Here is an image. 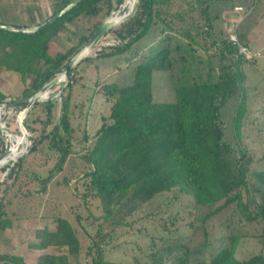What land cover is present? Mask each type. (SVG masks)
<instances>
[{"label": "trees", "instance_id": "trees-1", "mask_svg": "<svg viewBox=\"0 0 264 264\" xmlns=\"http://www.w3.org/2000/svg\"><path fill=\"white\" fill-rule=\"evenodd\" d=\"M69 1L55 0L53 14ZM115 1L121 4L123 0ZM159 1L163 0H139L138 10L121 22L122 30L116 31L121 43L109 51L98 53L96 57H126L127 51L136 42L149 38L159 25L161 31L180 33L193 45L196 41L192 33L194 29H183L181 25L174 28L173 18L168 19L166 12L157 7ZM196 1L205 19L207 33L211 35L213 23L208 12L215 0ZM98 3L107 4L111 10L113 0H81L51 23L32 32L0 28V66L18 72L24 80L33 75L31 86L25 88L18 100L8 101L6 93L0 89V103L12 104L21 110L28 104L20 102L62 72L77 46H71L61 54H51L49 49L53 38L66 22L85 13L96 14ZM102 22L101 18H96L90 25V34L81 36L78 44H86ZM112 30L111 27L107 31ZM239 36L243 39L240 33ZM172 42L173 36L168 34L162 36L159 42L147 46L132 67V82L123 85L106 77L99 83V91L110 101L109 114L103 116V122L94 133L91 148L82 157L92 166L86 175L90 177V187L101 200L104 219L111 218L114 227L123 225L124 220L113 216L119 207L126 205V211L131 213L140 202L177 187L181 192L190 194L195 205L219 202L201 218L202 225L205 226L210 217L235 205L248 220L260 218L264 237V171L255 172L257 181L251 182L245 148L235 154L234 147L223 138L224 122L220 117L221 108L240 90L233 115L234 131L239 139L243 121L250 110L243 69L248 60L236 55L235 47L226 36L212 41L218 50V67L211 56L183 51L180 43L172 45ZM165 71L171 73L175 100L157 101L154 99V75ZM70 103L71 90L63 98L60 120L52 130V145L60 151L55 164L59 171L72 151L73 112ZM46 136L48 133L33 139L29 152ZM22 158L12 169L22 166ZM51 177L52 172L41 179L43 186L39 192L45 191ZM244 190L258 193L252 211H248ZM11 225L12 219L7 217L1 198L0 229ZM36 234L39 241L30 242L28 245L31 248L45 249L55 245L67 247L70 255L80 254V238L66 217L58 216L53 229H38ZM240 238L236 233L226 234L223 238L225 245L212 253L209 261L199 256L208 246L207 242L198 248H189L184 244L167 245L161 251H155L146 261L107 259L98 241L90 246L88 253L92 254V264H264L263 252L245 259L236 256ZM0 264H27V261L20 254L0 252ZM36 264L72 263L66 253H44Z\"/></svg>", "mask_w": 264, "mask_h": 264}, {"label": "rangeland", "instance_id": "rangeland-1", "mask_svg": "<svg viewBox=\"0 0 264 264\" xmlns=\"http://www.w3.org/2000/svg\"><path fill=\"white\" fill-rule=\"evenodd\" d=\"M239 1L241 0L211 2L208 12L213 23L211 35L207 33L205 19L196 0L159 1L157 7L166 12L168 19L173 18L174 28L181 25L183 29H194L192 33L196 41L193 45L180 33L161 31L159 25L149 38L139 40L127 51L128 60L125 56L115 57L117 59L111 56L96 57L97 55L90 54L91 52L87 55L89 58H81L77 64L81 77L64 92L65 97L74 88L70 103V110L73 112L72 151L60 171L55 165L60 151L53 147L51 140L53 127L60 120L63 100H38L28 109L24 126L28 132L29 145H32L35 138L47 133L48 137L39 140L30 152L28 149L16 160L10 159L0 167V199L3 198L6 215L12 219L13 224L12 229L0 235V250L20 253L29 264H35L44 253H66L72 264H92V254L88 251L96 241L101 244L105 258L116 261H146L151 259L155 251H161L167 245L184 244L189 248H198L207 242L208 246L199 256L209 261L212 253L225 245L224 236L236 233L241 236L236 249L238 258L245 259L264 252L263 224L260 218L248 220L235 205H232L210 217L204 226L201 224V218L210 207L217 206L219 202L195 205L193 197L181 192L177 187L156 193L146 201L139 200L137 209L131 213L126 211V205L119 207L113 216L124 220L125 224L114 227L111 218L104 219L101 200L90 187V177L86 175L92 166L82 157L91 148L94 133L103 122V116L107 117L109 114V104L107 105L102 92H100L102 99H97L99 83L106 77L123 85L132 82V67L136 60L147 50V46L159 42L162 36L168 34L173 36L172 45L180 43L183 51L190 50L193 53L201 52L211 56L218 67V50L217 46L212 45V41L226 36L231 26L229 18L234 16L231 10ZM123 2L126 0L121 4ZM121 4L113 0L110 10L107 4L98 3L96 14L85 13L66 22L56 39L52 40L49 52L61 54L76 45L74 51L76 53L84 45L78 44L79 38L90 34L92 22L96 18L104 21L115 13L123 14L127 7L120 9ZM55 7L54 0H0V21L10 25L36 26L51 16ZM121 24L118 23L112 27V31L105 32L92 45L91 51L110 37L119 38L116 31L122 30ZM257 28L264 30L262 25ZM197 30L199 33H196ZM111 48L104 46L98 53L109 51ZM32 80L33 75H28L24 80L18 72L0 66V89L6 93L8 101L18 100L25 88L31 86ZM153 86L155 100H175L169 71L156 72ZM245 93L249 101L257 103H252L253 106L249 103V108H252L245 116L239 139L235 135L233 115L241 95L240 90L221 108L220 117L224 122L223 138L231 143L235 154H239V149L245 148L249 157V178L253 182L257 181L254 173L264 171V99L260 98L257 90H251L249 87H246ZM12 106L10 104L6 108V124L12 137L4 134L0 126V153L7 145L13 146L17 139L23 140L17 120L20 109L15 111ZM24 147L26 148V140L20 143L19 150ZM21 157L22 166L12 169ZM51 172L52 177L45 191L37 192L43 186L41 179ZM243 193L248 201V211H252L254 203L258 200V193H249L248 190H244ZM58 216L66 217L73 224L81 242L78 256L70 255L67 247L50 245L45 249L33 250L28 245L38 239L36 234L38 229H43L44 226L53 229Z\"/></svg>", "mask_w": 264, "mask_h": 264}, {"label": "crops", "instance_id": "crops-1", "mask_svg": "<svg viewBox=\"0 0 264 264\" xmlns=\"http://www.w3.org/2000/svg\"><path fill=\"white\" fill-rule=\"evenodd\" d=\"M236 5L243 6L242 12H235V11L232 12L233 10H231V13L234 14V16H231V17H235V18H238L240 16L242 17V20L240 21L238 25V28H239L238 34L240 33L242 35L243 41H245L253 49L261 50L263 54L261 57L248 60L247 62L244 63L243 69L246 74V87L251 88V90H257L260 94V98L264 99V30L257 28V26L259 25L264 26V0H241L237 2ZM56 37L57 35L53 39L55 40ZM83 46L81 48H83ZM111 57H113L114 59H117L115 57H118V56L114 55ZM250 80L252 83H250ZM73 90L74 88L71 91V99H72V96L74 95ZM97 93H98L97 99H102L100 98L101 95H100L99 90H97ZM106 101H107L106 102L107 105L108 104L110 105V101H108L107 99ZM249 103H250V106H253L252 103L256 104L257 102L249 101ZM37 192L39 191L37 190ZM12 228H13V224L4 229H0V235L3 232L9 231ZM42 228L48 229V227L46 226ZM38 241H39V238L37 240H34V242H38ZM31 249L36 250V248H31ZM0 252H6V251L0 250ZM8 253H14V252H8ZM15 254H20V253H15ZM27 264H29L28 261H27Z\"/></svg>", "mask_w": 264, "mask_h": 264}, {"label": "built area", "instance_id": "built-area-1", "mask_svg": "<svg viewBox=\"0 0 264 264\" xmlns=\"http://www.w3.org/2000/svg\"><path fill=\"white\" fill-rule=\"evenodd\" d=\"M242 10H243L242 5H235L233 7V11H235V12H242ZM241 20H242L241 16L238 18H235V17L229 18L231 26L228 28V31L226 33V37L235 47V51H236L237 56H242L248 60L261 57L263 55L261 50L253 49L250 45H248L245 41H243L240 38L237 28H238V25H239ZM119 43H121L120 38L110 37L107 40L103 41V43L101 45H99L97 48H95L93 50V52L91 51L92 46H90L82 54V56H80L79 60L72 66V68L70 69V71L67 75L63 74L62 72L58 73L60 75V81L55 86L48 88L46 91H44L45 95L40 97V100H44V99L63 100L65 89L68 88L71 84H73L76 80H78V78L81 77V74L77 69V67H78L77 64L80 61V59L87 56L90 52H91L90 54L93 53V55H97L98 51L102 50L104 46L113 47ZM32 105H33L32 103L28 104L25 108H23L19 111L18 119H17L19 122V125H21L20 117L23 118V123H24V118L26 116V113H27L28 109L31 108ZM7 106H9V105L6 103H0V126H1V129L4 132V134L9 136L10 134L12 135V133L6 124V121H7V119H6V116H7L6 108H7ZM12 107L15 108L14 106H12ZM16 109L17 108H15V111H17ZM7 148L11 149V146L7 145L4 150H6ZM9 161L10 160H8V162ZM263 256H264V252H263Z\"/></svg>", "mask_w": 264, "mask_h": 264}, {"label": "water", "instance_id": "water-1", "mask_svg": "<svg viewBox=\"0 0 264 264\" xmlns=\"http://www.w3.org/2000/svg\"><path fill=\"white\" fill-rule=\"evenodd\" d=\"M80 1L81 0H70L65 6H63L60 10L55 12L47 20H45L44 22H42L39 25H36V26H20V25H10V24H1L0 23V28H8V29H13V30H22V31H26V32L36 31L39 28H42V27L46 26L47 24L51 23L52 21H54L55 19H57L58 17H60L64 13H66L67 11H69L71 8H73L75 5H77ZM138 6H139V0H134L132 6L128 7L123 14L118 16V18L115 19L114 17H109V18L105 19L101 23L100 27L89 38V40L86 42V44L83 46V48H81L79 51H77L76 53H74L71 56V58L68 60V62L66 64V66L62 70V73L67 75L69 73L70 69L72 68V66L79 60L80 56H82V54L90 46H92L111 27H113L114 25H116L118 23H121L122 21H124V20L130 18L131 16H133L134 13L136 12ZM124 7H125V2H123L120 5V9H123ZM59 81H60V75L57 74L49 82L44 84L40 90H38L32 96L24 99L22 102H20V104H31V103L34 104L35 102L40 100L41 93L46 91L48 88H51V87L55 86ZM20 121H21V125H22L23 124V118L22 117H20ZM29 146L30 145L27 146L26 150L29 149ZM10 154H11L10 148H7L2 153H0V162L3 159L7 158Z\"/></svg>", "mask_w": 264, "mask_h": 264}, {"label": "bare ground", "instance_id": "bare-ground-1", "mask_svg": "<svg viewBox=\"0 0 264 264\" xmlns=\"http://www.w3.org/2000/svg\"><path fill=\"white\" fill-rule=\"evenodd\" d=\"M133 1H134V0H126V2H125V6H126L127 8L130 7V6H132ZM119 15H120V14L115 13L114 15L112 14L111 17H114V18L116 19V18H118ZM44 95H45L44 92L41 93V97L44 96ZM22 116H23V115H22ZM20 128H21V131H22V134H23V140H26V148L24 147V148L20 151V150H19V145H20V143H21L23 140H22V138H21V139H17L16 143H15L13 146H11V149H10V150H11V154H10L7 158L3 159V160L0 162V166H2V165H4L5 163H7L8 160H10V159H11V160H16L18 157H20V155H21L22 153H24V152L26 151L27 146L29 145L28 132H27V130H26V127L24 126V123H23L22 125H20ZM9 136H10V138L12 137L11 134H10Z\"/></svg>", "mask_w": 264, "mask_h": 264}]
</instances>
